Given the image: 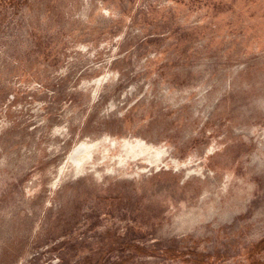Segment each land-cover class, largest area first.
I'll return each mask as SVG.
<instances>
[{
	"label": "rangeland",
	"instance_id": "374dc122",
	"mask_svg": "<svg viewBox=\"0 0 264 264\" xmlns=\"http://www.w3.org/2000/svg\"><path fill=\"white\" fill-rule=\"evenodd\" d=\"M0 264H264V0H0Z\"/></svg>",
	"mask_w": 264,
	"mask_h": 264
}]
</instances>
